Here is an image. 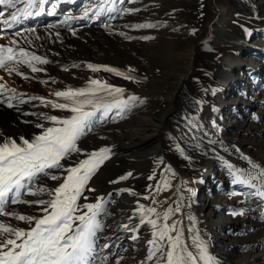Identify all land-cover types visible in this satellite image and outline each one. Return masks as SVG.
<instances>
[{
	"label": "bare ground",
	"instance_id": "1",
	"mask_svg": "<svg viewBox=\"0 0 264 264\" xmlns=\"http://www.w3.org/2000/svg\"><path fill=\"white\" fill-rule=\"evenodd\" d=\"M16 2L17 7H23L21 0ZM99 2L64 0L62 3L67 10L63 18L56 16L40 22L41 14L22 17L12 26L4 25L11 31V37L14 36L18 50L23 48L50 63L38 64L44 71L36 73L21 66V72L28 79L0 69V77H3L0 83L7 85L6 95L0 96V100L5 101L0 103V133L3 134L0 142L4 138L19 143L21 137L30 140L34 132L43 131L37 124L47 127L48 122L35 117V105L37 108V102L41 101L30 97L57 100L56 91L85 87L90 78L124 88L125 98L136 95L145 102L123 117L113 112L107 122L95 126L96 134L84 141L96 151L111 147L113 153L89 182L95 192L85 189L84 196L88 199L84 200V196L80 199V203H94L97 196L108 198L111 194L113 202L108 204L103 217L105 227L98 234L99 245L107 243L109 247L99 255L108 256V264L111 257L119 253L122 264H157L155 260H147L151 229L140 225L139 205L156 208L161 217L158 223H163V214L179 203L180 211L168 223L181 222L178 227L183 228L184 242L194 255L198 256L193 244L198 230L219 264H264V199L250 195L253 190L232 185L223 164L226 160L248 167L240 159L243 153L264 166V0H123L122 3L117 0L115 13L106 12L97 18L90 12L88 18H80L86 7L96 8ZM120 9L139 11L121 15ZM13 11L15 9L8 8L0 20H10ZM148 23L157 27H133ZM17 31L20 36L13 35ZM146 36L153 39H142ZM0 45L4 46L2 38ZM83 60L121 71L135 69L131 75L139 82L105 71H98L97 75L85 70L80 72V68L73 65ZM42 80L48 83L43 84ZM53 80L56 83H52ZM47 85L51 88L47 89ZM17 87H22L23 91ZM11 90H15L17 98L11 101L14 106L9 108L7 96L13 95ZM21 99L25 102L21 103ZM195 101H202V105ZM55 112L59 117L70 115L57 109ZM192 116L198 117L203 125L196 139L187 134L186 118ZM209 140L215 143L210 144ZM177 143L190 160L179 155L175 149ZM161 158L163 165L157 163ZM83 159L86 157L77 158ZM169 165L176 173L174 177L164 170ZM128 172L133 173L128 180L110 183ZM154 172L156 179L149 180ZM166 178L170 180V190L162 188L157 192L155 187L149 190L150 185L155 186ZM95 180H99L97 185ZM42 183L58 185L51 180ZM120 188H131L137 195L117 194ZM226 189L228 195L224 199ZM234 190L243 194L230 196ZM144 196L151 198L145 200ZM236 207L244 212L240 219L225 213ZM7 210L26 216L42 215L35 204H10ZM189 217H194L195 222ZM0 222L29 228L28 224L10 216H0ZM125 224L129 229L138 227L139 231H126ZM237 230L254 235L236 242L232 235ZM216 232L222 234L218 242L213 239ZM133 235L139 238L133 240ZM126 239L139 247L125 245Z\"/></svg>",
	"mask_w": 264,
	"mask_h": 264
},
{
	"label": "snow or ice",
	"instance_id": "2",
	"mask_svg": "<svg viewBox=\"0 0 264 264\" xmlns=\"http://www.w3.org/2000/svg\"><path fill=\"white\" fill-rule=\"evenodd\" d=\"M23 7H17L16 0H0V5L15 9L11 13L10 20H0V23L12 26L19 23L21 18L39 16L44 12V6L49 0H21ZM64 0H56L51 4V12L54 15L58 3ZM122 3L123 0H120ZM136 2V0H132ZM117 0H100L96 8L86 7L81 19H86L90 12H94L97 18L107 13L117 12L115 7ZM139 9H120L121 15L131 14ZM108 27L107 25H104ZM135 29L155 28L154 24H138ZM35 31V29H31ZM195 29L192 34L195 35ZM246 33L251 34L248 29ZM20 36V32L13 33ZM75 35V33H73ZM121 35H124L121 33ZM0 38H3L0 36ZM128 38V37H126ZM148 40L153 37H142ZM11 43H16L12 40ZM50 63L47 59L30 54L23 48L18 51L13 47L0 45V69H4L9 75L15 73L28 79L27 75L21 72V66H26L33 73L44 71L37 65ZM78 67V65H73ZM87 68L92 72L105 71L122 77L132 82L137 81L131 75L135 69L129 68L121 71L109 66H98L88 64ZM65 71L69 69L65 68ZM3 77H0V81ZM47 84L48 81H40ZM52 83H56L55 80ZM13 95L7 96V106L12 108L11 103L16 99L15 90H11ZM7 93V85L0 83V96ZM126 89L116 87L101 79L90 78L87 85L81 88L68 87L54 93L57 100H46L44 97L33 96L31 100H40L45 106L50 105L53 109L70 113L66 117L50 116L46 119L51 126L45 127L37 124L43 131L33 138H20V143L12 138H4L0 142V216L13 217L29 225L26 230L11 224L0 222V264H108V256H100L99 253L109 247V244H98V234L103 232V217L107 214L108 204L113 202L111 194L108 198L97 196L94 203H80L84 196L85 189L95 192L94 187H89V182L105 161L111 159L113 153L111 147H102L97 151L87 153V158L78 160L74 165L69 166L66 162L71 160L76 154L83 153L79 147V141L93 132L97 124L105 123L112 113L123 117L132 108L143 104L145 101L136 95H128L125 98ZM215 90H213V95ZM0 100V103H4ZM21 103L25 101L20 100ZM197 105H202V101H195ZM215 110V109H214ZM187 119V134L192 139H196V134L203 130V125L198 122V117L192 116ZM213 127H216L213 121ZM219 130V129H217ZM3 134L0 133V136ZM207 136V133H204ZM210 144L215 141L209 140ZM176 151L185 159L191 157L179 143L175 145ZM239 151V149H237ZM222 159V158H221ZM248 167H239L229 161L224 160L232 185H239L241 188L253 190L250 195L264 199V166L252 160L250 157L240 154ZM163 165V159L158 162ZM165 172L171 176L176 173L171 166L165 167ZM133 176L132 172L110 181L118 184ZM149 180L156 179L155 172L148 177ZM62 181L59 185L48 186L43 181ZM155 187L157 192L161 189H171L169 179H163L155 186H149V190ZM192 192L191 189H188ZM129 193L137 195L131 188H120L117 194ZM240 191H232L230 196H240ZM192 195H195L192 192ZM26 196L47 197L46 199L27 200ZM151 197L144 196L148 200ZM88 197L84 196V200ZM183 197H181V200ZM153 202L154 198H153ZM12 204L38 205L42 215L26 216L7 210ZM180 211L177 203L175 209L168 208L163 214V223H158L161 219L156 208L139 205V223L141 226L147 225L151 229V239L148 240V261L155 260L157 264H219L217 259L209 252L207 243L197 234L193 237L198 256L189 250V246L184 242V231L180 221L169 224L171 217ZM230 215L242 216V210H231ZM156 217V218H153ZM193 223L194 217H189ZM126 231L138 232L139 228L129 229L127 224L123 225ZM192 230V229H190ZM175 233V235H173ZM139 237L133 235L132 239ZM159 254V255H158ZM115 264H120L117 260Z\"/></svg>",
	"mask_w": 264,
	"mask_h": 264
},
{
	"label": "rangeland",
	"instance_id": "3",
	"mask_svg": "<svg viewBox=\"0 0 264 264\" xmlns=\"http://www.w3.org/2000/svg\"><path fill=\"white\" fill-rule=\"evenodd\" d=\"M56 2V0H49V3L48 4H46L45 6H44V12H42L41 14H42V18H40V22H44L46 19H48V18H53V17H58V18H63L64 16V13H65V11L67 10V8L65 7V4L64 3H58V6H57V9H56V13L54 14V15H50V14H48L49 12H51V4L52 3H55ZM8 12V8L7 7H4V5H0V16L3 14V13H7ZM32 25V24H31ZM0 34H1V36L3 37L2 38V41H3V44H4V46H6V45H8V46H6V47H13L15 50H17L18 51V46L16 45V43H11V41L12 40H15V39H13V37L14 36H12L11 37V31L10 32H8V29H6L5 27H4V24H2V23H0ZM6 41H7V44H6ZM16 41V40H15ZM45 41H47V37L45 38ZM63 43V42H62ZM61 44V43H60ZM87 62H89L88 60H83V61H81V63L79 62V64H78V67H76V68H80V72H84V70L85 71H88L87 73L88 74H94V75H97L98 73L97 72H92V71H90L88 68H87V65H88V63ZM87 64V65H86ZM86 65V66H85ZM84 67H85V69H84ZM261 68H263V67H261ZM1 70H4V69H1ZM71 72H73V71H71ZM8 78V76L6 77V79ZM115 85H118V84H115ZM17 88H19L18 90H22L23 91V89H22V87H17ZM51 88V86L50 85H47V89H50ZM258 90V89H257ZM257 90H255L256 92H257ZM21 91V92H22ZM50 93V92H49ZM37 103H39L38 105H37V108H36V105H35V117H42L46 122H48L47 123V127H49V126H51V124H50V122L46 119V117H50V116H53V115H55V116H57V113L55 112V109H53L50 105H48V106H45L44 104H42V103H40V102H37ZM39 108V109H38ZM46 108V109H45ZM38 109V110H37ZM66 116H68L67 114H63V116L62 117H66ZM42 132V131H41ZM41 132H39V133H37V132H34V136L35 135H38V134H40ZM96 134V131H94L93 130V132H91V133H89L88 134V136H86V137H84L81 141H79V147L83 150V153H81V154H76V155H74L73 157H72V159L71 160H69V161H67L66 163L69 165V166H72V165H74L78 160H77V158H82V157H86L87 158V153H90V152H93V151H96V149L93 147V146H88L87 147V145L84 143V141H85V139H87L89 136H93V135H95ZM19 143V142H18ZM94 145H96V144H94ZM92 147V148H91ZM88 150V151H87ZM74 162V163H73ZM98 181L99 180H95V184L97 185L98 184ZM56 182H58V185L60 184V180H58V181H56ZM100 184V183H99ZM107 184H108V182H107ZM227 192V193H226ZM224 196V199L226 198L227 199V195H228V189H226V191H225V194H223ZM27 197H31V198H35V199H37V197L38 196H27ZM223 199V200H224ZM28 200V199H27ZM222 201V200H221ZM229 202V200H226V203H228ZM234 210H241V208H237L236 207V209H234ZM231 211V210H230ZM230 211H227V212H225L226 214L227 213H229L230 214ZM228 215V214H227ZM231 217H234V216H232V215H230ZM236 217V216H235ZM240 217L241 216H237L236 218H238V219H240ZM250 233V232H249ZM241 234L240 233V230H237V231H235L234 233H233V235H232V239L234 240V241H236V242H239V241H241V240H244V239H246V238H249L252 234L254 235V233H250V234ZM222 234H217V232L216 233H214V235H213V239H215L217 242L218 241H220V240H222V236H221ZM126 242H125V245H127V246H129L130 248H134V247H139V246H136L135 245V242H133V241H129V239L127 240H125ZM129 243V244H128ZM98 244H101V241H99V243ZM126 246V247H127ZM239 254H242V253H239ZM117 260H119L120 261V264H122V257H121V254L119 253L118 255H114L113 257H111V259H110V261H109V264H115V262L117 261Z\"/></svg>",
	"mask_w": 264,
	"mask_h": 264
}]
</instances>
